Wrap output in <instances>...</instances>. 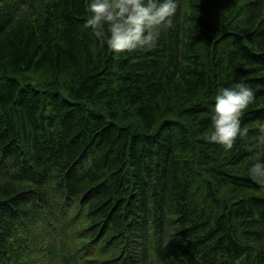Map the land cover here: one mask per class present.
Returning a JSON list of instances; mask_svg holds the SVG:
<instances>
[{
    "label": "trees",
    "instance_id": "trees-1",
    "mask_svg": "<svg viewBox=\"0 0 264 264\" xmlns=\"http://www.w3.org/2000/svg\"><path fill=\"white\" fill-rule=\"evenodd\" d=\"M86 0H0V264H264V0H178L157 46L84 27ZM256 100L208 143L220 87Z\"/></svg>",
    "mask_w": 264,
    "mask_h": 264
},
{
    "label": "clouds",
    "instance_id": "clouds-1",
    "mask_svg": "<svg viewBox=\"0 0 264 264\" xmlns=\"http://www.w3.org/2000/svg\"><path fill=\"white\" fill-rule=\"evenodd\" d=\"M177 9L178 0H86L84 27L91 30L101 47L127 54L156 47L161 30L172 27ZM213 100L211 130L203 139L231 151L238 140L248 136L242 117L255 103V91L241 81L220 87ZM253 147L258 158L248 168V176L264 186V125L259 126Z\"/></svg>",
    "mask_w": 264,
    "mask_h": 264
}]
</instances>
